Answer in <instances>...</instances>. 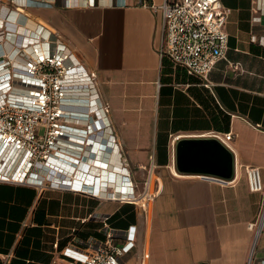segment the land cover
Instances as JSON below:
<instances>
[{
	"label": "crops",
	"instance_id": "crops-1",
	"mask_svg": "<svg viewBox=\"0 0 264 264\" xmlns=\"http://www.w3.org/2000/svg\"><path fill=\"white\" fill-rule=\"evenodd\" d=\"M1 1L2 16L13 9L11 21L21 15L28 27L44 23L67 40L110 120L80 164L58 162L57 170L91 189L114 181L136 194L149 179V193L133 202L0 182V264H61L67 245L105 238L100 214L114 229L137 225L123 264H261L264 228L255 246L249 228L261 194L245 172L259 167L264 177V13L255 0H221L228 48L206 77L160 56L162 15L148 3L164 0ZM216 134L234 153L233 179L177 170L178 140Z\"/></svg>",
	"mask_w": 264,
	"mask_h": 264
},
{
	"label": "built area",
	"instance_id": "built-area-1",
	"mask_svg": "<svg viewBox=\"0 0 264 264\" xmlns=\"http://www.w3.org/2000/svg\"><path fill=\"white\" fill-rule=\"evenodd\" d=\"M32 3L22 1L24 6ZM148 6L162 15L161 57L167 55L189 74L206 77L225 56L229 9L221 0H164ZM255 6L264 13V0H255ZM12 11L3 16L0 11V182L88 192L99 198L143 200L149 193V179L136 194L130 184L120 191L114 181L91 189L82 176L72 172L63 177L65 172L57 170L58 162L80 164L97 135L111 130L110 120L91 74L67 40L44 23L28 27V18L22 20L21 15L15 14L11 21ZM82 92L87 93L86 100ZM78 123H85L86 129L77 127ZM93 136L79 142L81 137ZM232 136V132L225 133L224 139ZM74 146L76 154L71 152ZM245 172L250 190L261 194L257 220L249 224L255 246L264 228V177L259 167H245ZM97 217L105 238L90 237L83 247L67 245L61 264H123L125 254L136 246L137 225L119 230L110 225L109 215Z\"/></svg>",
	"mask_w": 264,
	"mask_h": 264
},
{
	"label": "water",
	"instance_id": "water-1",
	"mask_svg": "<svg viewBox=\"0 0 264 264\" xmlns=\"http://www.w3.org/2000/svg\"><path fill=\"white\" fill-rule=\"evenodd\" d=\"M176 168L231 180L235 174L232 150L218 136L182 138L175 145Z\"/></svg>",
	"mask_w": 264,
	"mask_h": 264
},
{
	"label": "bare ground",
	"instance_id": "bare-ground-1",
	"mask_svg": "<svg viewBox=\"0 0 264 264\" xmlns=\"http://www.w3.org/2000/svg\"><path fill=\"white\" fill-rule=\"evenodd\" d=\"M83 91H86V90H83ZM81 95H82V96L85 98V100H86V98H87V93H86V92H82ZM84 102H86V101H84ZM117 185H118V184H117ZM117 185H116V186H117Z\"/></svg>",
	"mask_w": 264,
	"mask_h": 264
}]
</instances>
